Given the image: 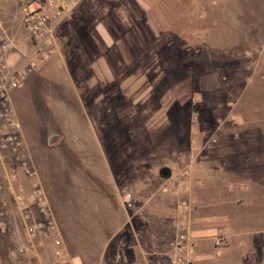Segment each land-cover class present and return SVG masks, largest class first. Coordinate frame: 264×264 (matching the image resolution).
Segmentation results:
<instances>
[{
	"label": "rangeland",
	"instance_id": "rangeland-1",
	"mask_svg": "<svg viewBox=\"0 0 264 264\" xmlns=\"http://www.w3.org/2000/svg\"><path fill=\"white\" fill-rule=\"evenodd\" d=\"M0 5L7 27L0 25L20 46L13 43L7 55L29 53L18 0ZM64 19L54 32L57 50L17 85L12 105L20 150L64 258L74 264L79 250L86 264L88 248L102 249L106 217L118 226L123 211L142 228L147 217L157 221L171 251L181 212L191 230L221 198L245 199L236 172L215 160L236 145L233 135L264 142V0H83ZM226 28L260 46L229 56L221 42ZM163 166L168 177L158 174ZM250 205H227L240 233L222 243L218 233L206 234L226 246L231 264H246L255 241L251 261L264 264V209L251 212ZM41 239L51 259L40 262L57 264Z\"/></svg>",
	"mask_w": 264,
	"mask_h": 264
},
{
	"label": "crops",
	"instance_id": "crops-1",
	"mask_svg": "<svg viewBox=\"0 0 264 264\" xmlns=\"http://www.w3.org/2000/svg\"><path fill=\"white\" fill-rule=\"evenodd\" d=\"M183 7L184 9L189 8L186 5ZM165 9H171V6H165ZM4 20L0 13V22L3 26L7 27L4 24ZM64 20L63 18L58 26ZM5 31L11 37L13 43L19 46V41L12 34V29L9 28L10 34L6 28ZM101 37L104 39V36ZM221 42L223 50L229 56L234 53H242L243 50L249 52L255 51L257 50L255 48L260 46H255V39H247L245 36L240 37L229 28L222 31ZM14 53L8 57V60H14ZM14 89L9 94L11 109L12 105H15L13 97L18 93ZM13 120L15 124L19 123L16 114L13 116ZM255 138L244 134L231 136V139L237 140L236 145L233 148L221 150L223 159L221 161L219 159L215 160V165H227L232 168L237 174L236 182H242L243 186L248 190H245V193L244 191L237 190L245 196L244 200L237 198V200L224 201L221 198L222 200L219 202L220 206L216 210L198 215L199 220H201L200 225L198 224L197 228H191L190 230L193 238L192 245L196 252L195 264H215L208 258L209 253H214L217 258H222V264H231L230 257L226 256V246H220V244L214 245L211 238L206 237L207 233H218L217 237L220 243H222L228 238L235 236L238 231L240 233V230H237L239 227L237 228L234 223V214L229 209L230 206H227L228 204L237 205L242 202L249 203V206H251L250 204L252 206L254 204L255 207H253L251 212L258 211L261 213L264 209V178L262 177L264 142L261 144V142L254 141ZM261 145L262 147H260ZM19 152L25 158V155L20 150V145ZM243 163L246 169L243 167ZM225 180L222 179L221 182L222 185L224 184V187L229 183V181ZM33 184L39 189L35 174L33 178H26L17 161L0 149V264H33L35 260L40 262L41 259L47 262V260L51 259V248L45 240L41 239V236L36 234L29 238L24 234L19 208L13 198L14 194H17L19 190L22 193H29ZM115 191L118 193V190ZM123 192L125 191L123 190ZM125 194L123 198L126 196ZM31 212L34 218H39L33 205L31 206ZM132 216L128 212L123 211L122 216L117 217L118 226L112 225L111 220L114 219L113 216L106 217L107 226H105L102 249L94 252L88 248L86 264H168L165 255L170 251L168 249V241L170 239L168 240L167 238L169 232L166 229H158L155 224L157 221L153 222L152 217H147L151 221L148 224H143V228L136 226L132 221ZM139 217L142 218V216ZM242 227L245 228L246 224L242 225ZM248 230H250L251 236L255 237L256 230L249 227ZM115 241L118 243H115ZM20 247L23 248L22 252H18ZM256 247H258L256 241L253 244L249 243V246H247L248 260L246 264H263L251 261ZM78 251L71 254V257L74 258V264L82 263V258L78 257ZM252 251L254 254H252ZM77 257L78 260L75 259Z\"/></svg>",
	"mask_w": 264,
	"mask_h": 264
},
{
	"label": "built area",
	"instance_id": "built-area-1",
	"mask_svg": "<svg viewBox=\"0 0 264 264\" xmlns=\"http://www.w3.org/2000/svg\"><path fill=\"white\" fill-rule=\"evenodd\" d=\"M83 0H18L19 23L30 43L27 54L17 51L14 60H8L15 47L13 41L0 25V149L13 157L26 178H33L34 171L28 166L19 152L16 124L12 116L9 94L11 90L31 72L36 63L47 59L56 51L54 32L59 22L69 15ZM15 52V51H14ZM9 53V54H10ZM13 54V52H12ZM19 208L20 220L26 237L39 235L53 246V258L57 264H67L60 248L61 241L49 213L46 201L40 190L32 185L29 193L21 190L13 196ZM125 205L130 206L129 194L125 196ZM34 206L39 218H34L31 206ZM187 206L183 202L182 210ZM185 212L175 223L176 233L171 243L170 264H194L196 254L192 245L193 238L187 226ZM20 247L18 252H22ZM36 264H42L37 261Z\"/></svg>",
	"mask_w": 264,
	"mask_h": 264
},
{
	"label": "water",
	"instance_id": "water-1",
	"mask_svg": "<svg viewBox=\"0 0 264 264\" xmlns=\"http://www.w3.org/2000/svg\"><path fill=\"white\" fill-rule=\"evenodd\" d=\"M158 174L162 177H168L170 175L169 168L163 166L158 170Z\"/></svg>",
	"mask_w": 264,
	"mask_h": 264
}]
</instances>
